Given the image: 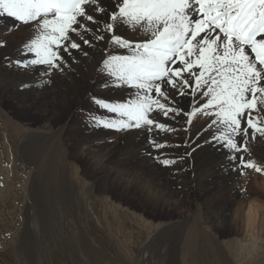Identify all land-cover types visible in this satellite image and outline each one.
<instances>
[{
  "label": "rangeland",
  "instance_id": "374dc122",
  "mask_svg": "<svg viewBox=\"0 0 264 264\" xmlns=\"http://www.w3.org/2000/svg\"><path fill=\"white\" fill-rule=\"evenodd\" d=\"M12 24L0 26V264H184L185 238L193 224L217 242L230 264L252 259L264 264V135L252 137L249 129L246 151L198 162L196 150L207 147L205 139L217 129L208 127L212 117L202 109L194 111L201 101L192 95L179 105L191 116H159L171 130L91 126L93 118L120 119L94 98H128L104 97L96 84L101 77L96 63L82 64L84 54L77 50H72L75 56L64 53L69 63L62 68L19 67L28 42L16 31H31L35 23ZM84 72L92 77L90 86L70 93ZM252 115L264 125L261 113ZM195 133L207 135L193 141ZM47 140L60 147L66 186L79 196L73 202L64 195L66 210L54 221L45 211L42 171L29 156L31 146ZM153 140L167 147L156 149ZM231 155L253 166L244 167ZM162 158L175 163L165 167ZM224 164L227 172L220 170ZM59 183L58 178L54 192L60 196L65 184ZM247 218L255 219L253 233ZM89 233L100 241L92 242Z\"/></svg>",
  "mask_w": 264,
  "mask_h": 264
},
{
  "label": "snow or ice",
  "instance_id": "6c2138e0",
  "mask_svg": "<svg viewBox=\"0 0 264 264\" xmlns=\"http://www.w3.org/2000/svg\"><path fill=\"white\" fill-rule=\"evenodd\" d=\"M0 17L11 18L12 28L16 23L36 25L38 34L26 44L25 60L17 61L21 68H62L69 63L64 53L90 55L85 46L107 51L110 43L127 50V55H102L95 66L106 77L102 87L134 91L125 102L94 98L120 119L93 118L91 126L171 130L158 117L191 116L175 95H192L201 101L194 111L202 109L212 117L208 127L217 129L206 144L229 153L246 151L249 129L252 137L264 135V125L252 115L264 106V0H0ZM127 26L139 30L134 38L138 42L120 33ZM154 105L156 115H151ZM241 134L245 140L238 143ZM153 144L156 149L167 147V142ZM230 159L253 166L243 156ZM159 163L167 167L175 161L162 158Z\"/></svg>",
  "mask_w": 264,
  "mask_h": 264
},
{
  "label": "bare ground",
  "instance_id": "6f19581e",
  "mask_svg": "<svg viewBox=\"0 0 264 264\" xmlns=\"http://www.w3.org/2000/svg\"><path fill=\"white\" fill-rule=\"evenodd\" d=\"M11 23H15L11 18L0 17V26L3 27L5 25L11 24ZM119 31L129 41H132L133 43L138 42L137 39H134V38L137 37V32L139 30H133L131 28V26H127V27H121L119 29ZM37 34H38V30L36 28V25L34 26V28L31 31H28V28H26V27L18 28V30L16 31V35L20 36L21 38H24L25 42H28V44L31 43L32 39L36 38ZM143 35H144L143 32H139L140 37H143ZM85 47H87V46H85ZM97 48L95 49L94 52H91L90 55L80 56L81 63L87 65V67H90V65H92L93 63H97L98 61H100L102 55L106 57L109 54H124V55L129 54L127 52V50L120 49L117 46L112 45L110 43L108 45H106L107 51H105L103 48H99V47H97ZM36 70H38V69H36ZM97 71H98V69H97ZM68 75H70V74H68ZM96 76H98V75H96ZM81 78H82V80L77 81L76 84L74 83V86L69 88V90H72L70 93H72V94L75 93V95H76V93L79 92L78 89H82L84 85L90 86V84L92 82V77L89 74L84 72V74H82ZM105 78L106 77L103 74H101V77L96 80L97 86L101 87L100 88L101 90L99 92L101 94H103L104 97H110L111 98L114 96H117V97L123 96L124 98H129L132 95V92L134 90H129L127 88H115V87H111V86L102 87V85L104 84ZM81 84H82V86H80ZM169 93L175 94V90L169 89ZM175 100L179 102V105H183V103L185 101V97L175 95ZM164 103L167 104L168 102L164 101ZM260 113H261L260 119L264 122V106H261V112ZM208 131H210V130H208ZM212 132H213V130H212ZM213 133H211L210 136H208V139L213 135ZM165 135L169 136L168 133H166ZM204 135L206 136L207 134L199 135V133H195V134H192L190 139H192L193 141H199V138H201V139L205 138ZM202 136H204V137H202ZM236 139H237L238 143H243L245 137L243 136V134H241ZM0 141H1V139H0ZM228 154H229L228 150L221 148L219 145H214L212 143H208L207 147H202V148L196 150V156H197L196 159H198V162L200 161L201 163H203L205 160H208V161L213 160L214 161L216 158L226 156ZM60 155H61L60 147L56 143L52 142L51 140H47L43 144L42 143L41 144H35V145L31 146V148H29V156H30L31 162L37 166L36 171H42L41 172L42 177L44 179L46 189H47L46 191L48 193L47 194L48 198H46L48 200V205H47V208L45 211H46L47 217L49 219H52L53 221L55 218V214L59 215L61 209L65 208L64 204L67 203V199H63L64 203L62 202V200H60V199H62V197L64 195H65V198L68 197V195H69V198H71V200H73V202H76L77 199L79 200L78 195L72 194L70 186H68V187L66 186V180L65 179L67 178L66 177L67 171H66V168L64 166L65 164L63 165L62 159H60ZM205 162H207V161H205ZM223 168H225V170H226L225 172H227V170H229V167L226 164H224L222 168L220 167V170L223 171L222 170ZM36 174L40 175V172H38ZM58 178L60 180L59 184H63V182L65 184V186H61V188H60V193H59L60 196L54 192V190H55L54 183ZM146 180L148 181V179H146ZM124 188H125V186H124ZM64 210H66V208ZM57 217L60 218V216H57ZM55 219H57V218H55ZM51 223H52V221H51ZM254 223H255V219L252 220L251 218H247V220L245 221V225H247L248 230H250V233L251 232L253 233V229H254V227H256L253 225ZM56 227H60V226H56ZM197 228L198 227L193 224L190 232L187 233V236L185 238L186 242L184 244L183 252L186 255L187 259L184 262V264H230L228 258H226V256H224L222 254V252L220 251L219 245L217 244V242L213 241L209 236H207L205 234H201L200 230H198L199 228L198 229ZM49 230L51 232L50 235L54 236V230L55 229L53 227H49ZM253 236L254 235H252V237ZM89 237H90L92 242L98 243L100 241L98 237H95L91 233H89ZM238 264H258V263H257L256 259L255 260L252 259V260L243 261V262L239 261Z\"/></svg>",
  "mask_w": 264,
  "mask_h": 264
}]
</instances>
